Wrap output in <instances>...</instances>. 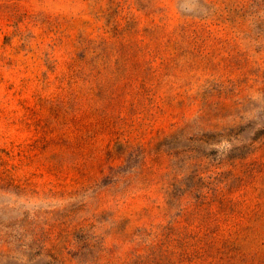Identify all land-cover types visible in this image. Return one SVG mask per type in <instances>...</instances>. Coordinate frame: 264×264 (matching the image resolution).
Returning <instances> with one entry per match:
<instances>
[{
    "label": "rangeland",
    "instance_id": "374dc122",
    "mask_svg": "<svg viewBox=\"0 0 264 264\" xmlns=\"http://www.w3.org/2000/svg\"><path fill=\"white\" fill-rule=\"evenodd\" d=\"M0 264H264V0H0Z\"/></svg>",
    "mask_w": 264,
    "mask_h": 264
}]
</instances>
